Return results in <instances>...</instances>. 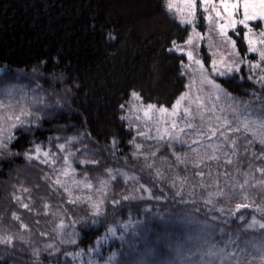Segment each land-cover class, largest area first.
Instances as JSON below:
<instances>
[{"label": "trees", "instance_id": "trees-1", "mask_svg": "<svg viewBox=\"0 0 264 264\" xmlns=\"http://www.w3.org/2000/svg\"><path fill=\"white\" fill-rule=\"evenodd\" d=\"M204 28V18L199 15L198 29L204 31ZM239 32L240 35L231 33V36L237 41L241 57L246 54L250 58L243 40L244 29L240 28ZM188 35V27L177 21L167 9L165 0H0V67L20 72L17 83L0 84V89L14 86L29 93L27 103L40 117L31 125L12 130L15 138L9 150L18 155L7 152L0 155V217H3V225L8 230L5 234L19 231L20 223H25L28 230L23 234L31 241V245L19 241L11 247L0 245V264H57L58 260L61 263L65 249L71 251L77 247L86 249L93 246L97 236L103 235L109 224L126 221L129 214L144 218V224L138 228L142 238V245L138 242V251H153V256L148 255L146 260L153 257L157 264H171L173 260L185 264L176 249L184 247L189 234L195 235L193 230L196 225L189 221L194 218L201 221L208 219L207 208L212 206L206 208L200 199L195 206L179 203V198L174 196L176 189L170 187L174 174L168 167L149 157V162L154 161L155 167L164 172L165 179L158 181L154 179V170L144 167L143 155L133 157L135 147L129 141L133 137L136 139L137 132L120 119L123 115L120 105L126 104L131 99V91L135 90L142 94L146 104L171 107L185 91L188 82L186 76L180 75L181 59L184 57L168 49L172 47V40L183 44ZM201 51L207 66L211 62L210 55L204 47ZM248 75L243 68L226 86L233 96L257 107L260 101L252 93L255 91L264 96V88L249 81ZM216 79L226 82L231 78ZM33 98H43V103L33 104ZM18 99L9 101L7 96L3 97L5 104ZM77 136L80 140L71 146L73 151L81 149L77 158H84L86 152L89 158L100 160L99 171H94L97 166L93 165L78 167V178L84 170H89L90 176L95 177L103 175L105 167L119 168L139 176L140 182L151 187L154 195H163L160 191L163 187L168 199L122 202L115 209L106 203L107 219L103 220V224L92 227L76 224L75 230L80 232L78 245L61 246L62 251L54 256L42 251L36 258L32 249H43L46 243L53 242L56 224L63 220L70 226L80 220L85 216L87 205L64 204L69 211L66 214L59 211V205L67 197L49 195L47 184L41 180L44 173L51 174L52 168L38 161L26 160L23 153L37 143L58 151L55 147L57 143ZM113 139L117 141L115 148L112 147ZM252 150L259 154L264 149L256 144ZM249 159L250 156L243 159L242 171H248ZM252 163V175L256 180H264V174L255 171L256 167H264V159H254ZM60 165L62 160L57 166ZM173 167L181 177L186 174L183 165ZM212 168L216 171H235L232 165H225L223 161H220L219 169L216 162H212ZM203 170L207 173V168ZM195 171L191 169L192 183L200 179L195 177ZM240 179L242 182L243 177ZM112 184L115 193H127L123 179H117ZM21 185L34 190L32 212L20 208L11 199L16 194L29 203L27 194L17 191ZM200 191L207 195L206 191ZM249 192L256 194V203L264 200V188H250ZM45 202L50 205L47 216L44 215ZM221 203L223 201L216 206ZM145 207L151 208V211L144 212ZM195 207L201 211L196 212ZM13 211L20 215V220L12 219ZM245 211L247 221L251 220L252 214L260 218L259 213ZM211 214L219 215L215 212ZM224 218L227 219V213ZM223 227L226 232L235 233L243 229L244 222L233 218ZM72 230L71 227L66 229ZM41 231L47 232L48 237H41ZM260 231L258 228L249 230L247 235L257 236ZM128 254L131 257H126L125 253L121 255L122 262L140 257L137 253Z\"/></svg>", "mask_w": 264, "mask_h": 264}, {"label": "snow or ice", "instance_id": "snow-or-ice-1", "mask_svg": "<svg viewBox=\"0 0 264 264\" xmlns=\"http://www.w3.org/2000/svg\"><path fill=\"white\" fill-rule=\"evenodd\" d=\"M165 5L170 12L175 10L180 14L181 24L192 25V32L183 44L172 40V47L168 49L169 52H177L187 58V63L181 59L180 75L189 76L190 74L189 84L185 85L187 91L180 93L171 108L163 104H145L141 93L131 91L130 103L120 105L121 110L126 112L120 119L129 120V127L135 126L138 129V136L157 141L155 150L143 153L141 152L142 145L137 143L133 137L129 141L135 147L132 155L137 158L143 155L144 167L153 169L154 179L159 181L165 179L164 172L161 168L155 167L154 161L149 162V157H156L162 148L171 149V156L175 158L176 166H185L186 174L183 177L176 172L167 156H161L160 159L174 174L170 187L176 189L174 196L179 198L178 202L195 206L197 199H200L206 208L208 205L212 206L207 208L208 219L201 221L194 218L189 221L196 225L193 230L195 235L189 234L184 247L176 249L180 260L185 264H252V259L259 256L261 264H264V200L259 204L256 203V194L249 192L250 188L258 186L264 188V180H256L252 175V160L264 159V150L259 154L252 150L256 144L264 149V96L254 91L252 95L260 101V104L252 107L249 102L241 101L233 96L226 86V83L230 85L236 78L234 74L241 73L246 66L250 73L247 79L264 88V30L257 34L248 23L257 19L264 20V0H165ZM198 7L206 13L203 18L209 25L208 47L215 49L211 52L213 58L207 66L201 55L200 44L205 36L196 31L195 21ZM241 14L242 18H237ZM237 25L246 29L243 33V40L247 44V53H255L257 59L250 60L246 54L241 57L237 50L236 39L229 35V30L235 32L237 36L240 35L237 32ZM212 32L217 34V40H213ZM225 46H228L230 51L225 53L223 51ZM197 77L199 78L198 88ZM216 77L231 79L218 82ZM240 79L243 80V76ZM193 88H197L199 93L194 99L190 95ZM16 95L14 86L9 89H0V155L5 152L9 155H18L9 150V145L15 138L12 130L24 128L40 119L33 111L32 105L23 98L16 100L15 104L4 103V96L12 101L16 99ZM32 103L42 104L43 98H33ZM193 104L196 106L195 112H193ZM132 113H135L134 119L143 123L146 129L149 125L154 126L155 135L149 134L151 129L140 131L139 125H133L131 123ZM206 113L210 115L206 116ZM197 119H199V124L196 123ZM79 140L78 136L69 137L64 143H57L55 147L58 151H52L51 147L44 148L37 143L23 153L26 160L38 161L52 168L51 174L44 173L41 180L47 184L50 190L49 195L67 197L59 205V211L65 214L69 211L64 204L77 207L81 204L87 205L85 216L80 220L70 226L63 220L56 224L54 230L56 235L52 237L53 242L46 243L43 249H32V255L36 258H39L42 251H46L49 256H54L62 251L61 246L78 245L80 232L75 230L76 224H82L84 227L103 224V220L107 219L106 203H110L115 209L122 202L168 199V194L163 187L160 188L163 195H154L151 187L140 182L139 176L130 175L128 171L119 168L105 167L104 174L95 177L90 176L89 170H84L78 179V167L93 165L97 166L93 170L99 171L98 166L100 165V160L89 158L86 152L84 158H77V153L81 149L77 148L73 151L71 146ZM116 143L117 141L113 139V148ZM176 145H181L187 150L176 152ZM249 156L248 171H242L243 159ZM61 160L62 165L57 166ZM220 161H223L225 165H232L235 171L229 172L226 169L216 171L209 163L216 162L217 169H219ZM204 168H207V173L203 170ZM191 169H196L194 175L200 178L195 183L190 180ZM255 171L264 174V167H256ZM222 177L223 182H221ZM240 177H243L242 182ZM117 179H123L128 188L126 194L112 191V182ZM38 188L39 185H37ZM213 188L215 190H209ZM200 190L206 191L207 195H203ZM17 191L27 194L29 203H25L21 196L16 194L11 196L13 203L32 212L35 204L32 199L34 190L21 185ZM219 201L223 203L217 207ZM43 208L44 215L47 216L50 205L45 202ZM245 210L259 213L260 218L252 214L251 220L247 221ZM150 211L151 208H144V212ZM195 211L200 212L201 209L195 207ZM213 212L219 215H212ZM226 213L227 219L224 218ZM11 215L13 220L21 219L16 211H13ZM233 218L244 222V227L235 233L226 232L223 225L228 224ZM143 224V220H134L131 214L126 221L109 224L104 235L97 236L94 246L86 250L78 247L71 251L65 249L63 251L64 264H69V261L71 264H99L94 255L100 253L101 248L110 238L123 240L130 230L133 236H137L140 234L138 228ZM69 227L73 230L66 231ZM257 228L262 230L259 235L255 237L247 235L249 230ZM27 230L28 225L20 223L19 231L5 234L8 230L3 225V217H0V245L11 247L16 241L31 245V241L23 234ZM118 231L119 235H117ZM39 235L48 237L49 234L41 231ZM217 236L220 238L217 239ZM116 255L113 252L104 264H114ZM57 264H60L59 260ZM171 264H180V261L173 260Z\"/></svg>", "mask_w": 264, "mask_h": 264}, {"label": "rangeland", "instance_id": "rangeland-1", "mask_svg": "<svg viewBox=\"0 0 264 264\" xmlns=\"http://www.w3.org/2000/svg\"><path fill=\"white\" fill-rule=\"evenodd\" d=\"M171 12L176 17L177 21L180 23V14L177 13L175 10H173ZM199 15H202L204 17V15H206V13H204L202 11V9H199V7H198L196 21H195L196 31L200 32L202 35L205 36V39L200 41L201 49L203 47L206 49V52L210 55V60H211L213 58L212 55H211V52L214 51L215 49H210L208 47L209 41L207 39V35H208V31H209V25H208V22L204 20V23H205L204 31H200L198 29ZM237 18H242V14H241V16H238ZM248 23H249V26L253 29V31L256 32L257 34L259 33V31L264 30V20L257 19L255 21H249ZM182 25L188 27L189 34L192 32V25H190V24H182ZM240 28L244 29L243 26L237 25V32H239ZM244 31H246V29H244ZM231 33L236 34L232 30H229V35L230 36H231ZM211 35H212L213 40H217L218 39V36H217V34L215 32H212ZM223 51L226 53L227 51H230V49L228 48V46H225ZM201 54H202V51H201ZM248 54L251 55V57L248 58V59H250V60L257 59V56H256L255 53H248ZM184 61H185V63H187V58L186 57H184ZM244 68L249 73V69L246 66ZM19 76H20V72L19 71L11 72V71H7L6 68L0 67V84H6L7 82L8 83H17L18 79H19ZM189 76H190V74H189ZM189 76H186L187 82H188L187 84H189ZM198 79L199 78L197 77V88L199 86ZM197 88H193L192 92L190 93V95H191V97L193 99H194V97L197 94H199L197 92ZM15 90L17 92V95H16L17 98H20V99L23 98L25 100L28 99V94L29 93H27L26 91H22L21 89L18 90V88H15ZM185 91H187V89H185ZM206 99L207 98L205 97V100ZM130 101H131V99L126 104H129ZM241 101H244V100H241ZM26 102H28V101L26 100ZM15 103H16V101H13L12 104H15ZM185 104H187V101H185ZM259 104H260V102H259ZM208 107H211V105H208ZM169 108H171V107H169ZM195 111H196V106H195V104H193V112H195ZM125 114H126V112L123 111V115H125ZM131 115L133 117L132 120H131V123L133 125H139V130L140 131H148L149 129H151V131H149V134L153 135V136L155 135L154 126L149 125L148 128L146 129L143 123H141L140 121H136L134 119L135 113H132ZM207 115H210V113H206V116ZM125 121L128 123V126H129V120H125ZM196 123L199 124V119L196 120ZM131 128L134 129L135 132H137V130H138L135 126H133ZM185 138L188 139V137H185ZM135 140H136L137 143H140L142 145L141 152H145V150H147L146 153H149L150 150H155V147L157 146V141L155 139L148 140L145 137H140V136L137 135ZM186 150L187 149L184 148L181 145H176L175 146V151L176 152H184ZM171 151H172L171 149H168L166 147L162 148L161 151L157 153V156L156 157H152V158L155 159L156 161H161L163 166H167V164L160 159L161 156H167L168 160L172 163V165L176 166L175 158L171 156ZM209 163H211V165H212V162H209ZM183 168L185 169L184 165H183ZM189 168H191V165H189ZM78 177L79 176H77V178ZM132 218L134 220H143L144 221V218L143 219L136 218V217H132ZM104 233H103V235H104ZM117 235H119V231H118ZM139 236H140V234L137 235V236H133L132 232L130 230L128 233L125 234V237H124L123 240L110 238L109 241L105 245H103V247L101 248L100 253L94 255V258L99 261V264H104V261L108 258V256H110L113 252H115L117 255H116V260L114 261V264H145L146 261H147L146 264H157L156 263V259L153 258V257L147 258V260L145 259V257H147L150 254L153 256V251L152 250H146L145 249V252H143V253L138 251V250H140V245H139L138 242H141V245H142V238H140ZM253 237H255V236H253ZM128 252H133L134 254L135 253L139 254L140 255L139 259L136 258V259H133L132 261L130 259V260L127 261V263L126 262H122L121 261V255L122 254L125 253L126 257H128V256L131 257V255L128 254ZM249 259H252V258L249 257ZM252 263L261 264V260H260L259 256H256L255 259H252ZM48 264H54V263H48ZM60 264H64V257L62 258ZM69 264H71L70 261H69Z\"/></svg>", "mask_w": 264, "mask_h": 264}]
</instances>
